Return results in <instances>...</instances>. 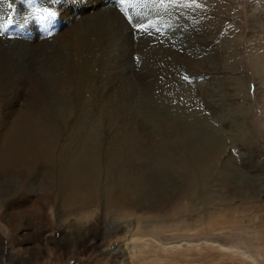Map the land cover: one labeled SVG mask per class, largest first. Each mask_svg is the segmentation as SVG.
I'll use <instances>...</instances> for the list:
<instances>
[{
    "label": "rangeland",
    "instance_id": "obj_1",
    "mask_svg": "<svg viewBox=\"0 0 264 264\" xmlns=\"http://www.w3.org/2000/svg\"><path fill=\"white\" fill-rule=\"evenodd\" d=\"M32 1L40 8L20 0L18 13L32 11L42 15L46 12L44 0ZM196 2L201 7H188L186 21L182 16L175 17L177 8L183 7L178 5L168 9L148 5L137 7L135 12L129 10L134 16L140 14V23L155 25L147 34L149 41L156 39L157 44L168 39L172 42L184 39L186 57L179 63L156 60V54L149 50L155 43L137 52L132 46H119L111 39L106 41L107 49L101 51L99 42L102 55L99 54L97 70L109 75L105 87L99 86L96 92L85 90L77 98L69 88H56L58 82L64 81L66 72L57 55L48 50L41 65L49 75L45 84L53 91L51 94H57L51 98L56 121L49 118L48 112L44 115L40 111L42 106L31 88L23 89L29 100V119L40 130L55 133L56 139L65 145L78 139L80 132L85 134L84 139L96 142L94 146L98 144L104 163L101 173H109V181H104L105 177L102 183L118 182L116 173L136 178L145 175L151 177L146 182L150 180L151 185L166 192V199L171 197L173 184L178 182L173 173L175 167L185 165L183 161L188 158V146L180 144L181 139L196 122L195 126L218 135L216 138L225 143L222 142L223 148L214 154L216 159L214 155L209 159L205 169L200 161L193 163L199 169L195 173V189H183L172 196L166 204L167 209L174 207L175 213L170 216L158 210H137L120 193L122 188L113 190L114 202L122 204L109 207L107 225H101L96 240L87 250L72 249L68 255L57 252L56 244L61 239H69L71 234L77 235V229L87 226L85 220H71L72 233L66 228L65 217H60L64 225L57 229L45 222L48 230L43 234V243L22 247H12L7 231L1 228L0 251L6 248L3 251L6 262L0 264H18L19 258L5 259L16 253L23 256L21 264H264V0ZM110 6L120 9L116 0H110L106 7ZM198 20L206 23L205 34L208 32L211 40L203 38L206 42L201 43L203 61L196 71V67H189L187 51L192 43L188 33ZM13 22L22 25L17 19ZM126 24L127 21L124 27L128 31L133 29ZM72 26V23L63 28L57 26L53 33L44 36L49 39L56 34L57 39ZM114 28H109V38ZM141 37L136 36L135 44ZM1 39L16 55L9 69L18 74L17 64L26 62L24 48L18 44L20 41L15 43L0 36ZM178 49L181 51L182 47ZM32 73L33 68H27L22 75ZM184 76L189 80H184ZM18 90L15 89L14 95L11 93L12 97ZM199 118H205L206 122H197ZM14 126L0 122V139H11L10 131L17 128ZM178 162L182 163L176 165ZM136 186L140 190L136 191L133 186L129 196L134 197V191L144 189L140 188L141 184ZM34 197L42 196L34 193ZM89 212L93 214L87 215L92 225L96 208ZM132 214L139 217L141 224L136 225V216ZM157 215L163 216L162 219L151 218ZM48 216L49 222L56 223L54 213L49 212ZM22 222L24 232L32 222L27 217ZM32 224L29 231L41 227L35 222ZM23 232L18 233L17 239L28 237ZM30 252L33 258H29Z\"/></svg>",
    "mask_w": 264,
    "mask_h": 264
},
{
    "label": "bare ground",
    "instance_id": "obj_2",
    "mask_svg": "<svg viewBox=\"0 0 264 264\" xmlns=\"http://www.w3.org/2000/svg\"><path fill=\"white\" fill-rule=\"evenodd\" d=\"M27 1L35 9L40 8L32 0ZM109 1L44 0L43 9L55 13V16L50 18L53 24H58L57 26L61 28L68 26L70 23L73 24L69 30L63 31L64 33L57 39L54 37L56 34L47 39V35L44 36L45 33L40 29L39 21L45 13L42 15H37L36 12L32 11L18 13L21 8L20 0H4V3L0 4V16L7 19L10 13L13 20L17 19L22 24L20 26L13 22L9 26L12 27V30L9 31L8 28L6 34H0V36L8 40L13 39L15 43L20 41L18 44H22L24 48L26 61L17 64L18 74L12 73L9 64L13 59L12 57L16 55L7 46L4 39L0 40V122L13 123L17 127L11 131L9 130L11 139H0V182H2L0 183V229L7 231L8 243L12 247L32 245L34 242L43 243V234L48 230L44 227L45 222L49 223V227L52 229L54 227L57 229L64 225L61 224L60 217H65L66 228H69L70 233H72L73 226L71 220L75 222L85 220L84 224L87 226L80 230L77 229V235L71 234L69 239H61L56 244L57 252L68 255L72 249L87 250L88 246L96 240L97 231H99L101 225H107V210L109 207L122 204L115 203L113 200V190L120 188H122L119 190L120 193L129 198V201L133 204L132 206L137 210L143 208L149 211L158 210L162 212V215L169 214L170 216L175 213V210L174 207L167 209L166 204L172 196L178 195L183 189H195L197 181L195 173L199 169L193 166V163L200 161L202 168L205 169L209 165L212 156L223 148L222 142L225 143L216 138L218 135H211L202 130L201 127L195 126L197 123L194 122V126L191 125L187 129L189 134L180 142V144L188 146L186 151L188 158L183 161L186 164L175 167L173 173L177 175L178 182H173L174 188L171 189V197L166 199L164 195L166 192L163 193L160 189L151 185L150 180L146 182L147 178H151L149 176L137 175V177L142 178L141 180L133 175L131 177L130 175L125 176L124 173H116L118 182L102 183L101 179L105 177L104 181H109V173L107 175L101 173V167L104 163L99 149L96 147L98 144L94 146L96 142L91 139H84L85 134L83 132L79 133L78 139H72L65 145L61 143V139H56L55 133H48L46 129L40 130L36 124H33L32 119H29L31 116L28 107L29 100L24 93V87H29L36 93L35 97H38L39 101H37L42 106L41 109L39 107L40 111L43 114L48 112L49 118L56 121L55 104L51 103V98L53 94H57H51L53 91L45 84V80L49 75L41 65L48 50L51 54L57 55L64 72H66V76L62 78L64 81L58 82L56 88H69L77 98H81L85 90L91 89L96 92L99 86L105 87L104 83L109 75L106 72H100L97 67L98 62L101 60L99 54L102 55L100 50L105 51L108 47L107 40L117 41L119 46H132V49L137 52L144 51L150 44L155 43L149 50L156 54V60L168 64H177L186 57V52L183 51L184 39L179 42H172L168 39L156 44L158 40L149 41L148 33L137 31L134 34L133 29L128 31L124 27L127 20L120 10L113 6L106 7ZM116 2L119 3V0H116ZM8 3H12L13 7L11 9L7 7ZM43 9H40V11L43 12ZM177 9H179V12H174L175 17L181 18L180 16H182V20L186 21L188 7ZM36 19L38 20L34 22ZM47 19L49 20V18ZM69 21L70 23H68ZM137 23H140V20ZM113 27L115 28L109 38L108 35L111 30L109 28ZM206 28V23L199 22L188 33L193 43V45L192 43L189 45L190 50L187 51L189 67H196V71H198L197 69L203 61V58L200 59L201 43L205 42L203 38L206 37L209 41L211 40L208 37L209 33L205 34ZM136 36L142 37L135 44ZM99 42L101 44L100 48ZM179 46L182 47L181 51L178 49ZM53 67L52 62L51 72H53ZM27 68L29 70L33 68V73L31 76L25 77L22 73H25ZM103 79V83L97 85V82ZM15 89L19 90L17 93L15 92L16 96L12 97L11 93L14 95ZM109 103L111 104V102ZM17 107L19 108L16 110ZM25 108L28 109L27 113ZM201 120L204 123L206 122L205 118H199L197 122L201 123ZM215 155L213 158H215ZM181 163L178 162L176 165ZM43 169H45L44 172L41 171ZM32 183L36 187L31 186ZM42 184L46 185L42 186ZM138 184H141L140 188L144 189L136 192L140 190L139 187L136 188ZM133 186L136 188V191L133 192L136 196L131 197L129 196L131 194L129 189L133 191ZM150 188L156 189L150 190ZM124 189L127 192H124ZM39 192L44 194L41 195ZM34 193L42 197H34ZM93 208H96V212H94L96 216L94 223L91 225L87 215L91 213L89 210ZM49 212L54 213L57 217L56 223L49 222ZM132 216H136V225L141 224V220L137 215L132 214ZM25 217L32 223L35 222V224L41 225V227L39 230L35 229L34 232L29 231L28 228L33 226L32 223H29L24 231L29 238L24 236L19 240L17 235L20 231L23 232L22 218ZM161 217L163 216L157 215L151 218H158L157 220H159L162 219ZM93 225L96 226L93 227ZM53 243H56V241ZM5 250L6 248H2L0 251V263L6 262L3 260V251ZM15 257L19 258L18 264H21L23 256L21 257L20 253H16L12 257L8 255L5 259L9 258L14 261ZM30 257L33 258L32 252L29 253Z\"/></svg>",
    "mask_w": 264,
    "mask_h": 264
},
{
    "label": "snow or ice",
    "instance_id": "obj_3",
    "mask_svg": "<svg viewBox=\"0 0 264 264\" xmlns=\"http://www.w3.org/2000/svg\"><path fill=\"white\" fill-rule=\"evenodd\" d=\"M4 3V0H0V4ZM120 4V12L124 15L126 18L128 24L132 25L134 31H141L148 33L150 28L155 27V25L149 23H134V20H140V14L136 13V15L130 14L129 10L131 9L133 12H135V9L137 7L141 6H148L152 5L154 7H159L163 9H168L169 7L173 5L183 6V7H201L200 4L196 2V0H119ZM7 7L11 9L13 7L12 3H8ZM55 16L54 12H45L44 18H51ZM13 24V17L9 13L7 16V19H5L3 16H0V34H3L6 32L10 25ZM156 31H159L157 28ZM184 80L188 81L189 77L184 76Z\"/></svg>",
    "mask_w": 264,
    "mask_h": 264
}]
</instances>
